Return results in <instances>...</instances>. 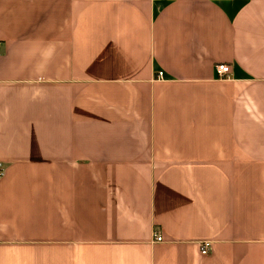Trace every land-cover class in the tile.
<instances>
[{"label": "crops", "instance_id": "crops-1", "mask_svg": "<svg viewBox=\"0 0 264 264\" xmlns=\"http://www.w3.org/2000/svg\"><path fill=\"white\" fill-rule=\"evenodd\" d=\"M0 164V264H264V0H0Z\"/></svg>", "mask_w": 264, "mask_h": 264}, {"label": "built area", "instance_id": "built-area-1", "mask_svg": "<svg viewBox=\"0 0 264 264\" xmlns=\"http://www.w3.org/2000/svg\"><path fill=\"white\" fill-rule=\"evenodd\" d=\"M215 74L219 80H227L231 76V66L228 64H217L215 66ZM162 76H163V73L159 72L158 79H162ZM3 174H4V170H3L2 164H0V177H2ZM153 240L155 242H162V237L159 234L154 233ZM199 247H200V253L202 255H206L209 250L210 243L202 242Z\"/></svg>", "mask_w": 264, "mask_h": 264}]
</instances>
